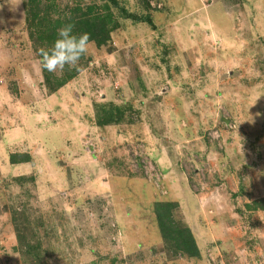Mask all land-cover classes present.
Instances as JSON below:
<instances>
[{"label": "rangeland", "instance_id": "obj_1", "mask_svg": "<svg viewBox=\"0 0 264 264\" xmlns=\"http://www.w3.org/2000/svg\"><path fill=\"white\" fill-rule=\"evenodd\" d=\"M117 1L53 0L118 28L51 93L49 16L0 0V264H264V0ZM157 201L200 257L166 254Z\"/></svg>", "mask_w": 264, "mask_h": 264}, {"label": "trees", "instance_id": "obj_2", "mask_svg": "<svg viewBox=\"0 0 264 264\" xmlns=\"http://www.w3.org/2000/svg\"><path fill=\"white\" fill-rule=\"evenodd\" d=\"M29 5L35 8V11H32V15L34 17L39 13H44L47 16L49 14L48 11H58V5L53 3V0H46L44 6L41 8V0H25ZM108 3L113 4L114 7H117L118 1L117 0H106ZM109 9V6L106 5ZM40 7V12L37 11ZM30 8V7H29ZM96 5L89 4L80 6L77 5L76 7L70 9V13L66 18L56 17L53 18L49 16V21L46 25H48L51 29L50 35L47 34L44 38L54 42L57 39L56 29L59 27H63L67 24H72L74 33H84L87 32L90 34V41L96 47H99L105 40L109 39L110 31H107V26L110 24L111 26L116 27V23L113 22V13L112 11H106L104 15H101L96 11ZM52 12V13H53ZM122 15L127 19L133 17V15L128 14L127 11H121ZM43 19V18H42ZM136 21L140 20V17L135 18ZM44 21V19H43ZM132 21V20H131ZM134 22V21H133ZM53 44V43H52ZM52 46V45H51ZM43 68V67H42ZM71 67L66 66L63 71L66 76L63 77H56L54 78L53 83H51L52 77L54 74L48 73L46 69L45 72V84L48 90L51 93L57 90V88L62 87L65 85L69 80L73 79L76 76L75 71L70 70ZM73 69V68H72ZM67 72V73H66ZM53 84V85H51ZM103 111L102 117L98 116L97 125L104 126L111 122V117L107 115ZM31 161V156L29 153H12L9 155V163L15 167L19 166L20 164H27ZM176 204L172 202H165V201H157L154 206L153 210L155 213V220L157 222V227L160 231V236L162 238V242L166 249V254L173 253V255L179 254L186 258H198L200 257V252L197 247L195 240L193 239L189 227L185 226L180 222H175L171 218L172 212L176 209ZM254 209L264 211V199L261 201L254 203ZM168 251V252H167Z\"/></svg>", "mask_w": 264, "mask_h": 264}, {"label": "clouds", "instance_id": "obj_3", "mask_svg": "<svg viewBox=\"0 0 264 264\" xmlns=\"http://www.w3.org/2000/svg\"><path fill=\"white\" fill-rule=\"evenodd\" d=\"M73 25L67 24L61 27L57 33V39L52 46L39 52V63L49 72L63 71L66 66L71 67L77 64L84 55L91 43L90 34L74 33Z\"/></svg>", "mask_w": 264, "mask_h": 264}]
</instances>
